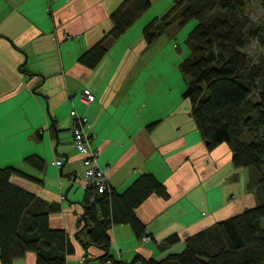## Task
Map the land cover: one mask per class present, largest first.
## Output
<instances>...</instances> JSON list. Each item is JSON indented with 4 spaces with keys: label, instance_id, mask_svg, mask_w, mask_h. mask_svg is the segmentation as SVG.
Returning a JSON list of instances; mask_svg holds the SVG:
<instances>
[{
    "label": "crops",
    "instance_id": "0c3cea01",
    "mask_svg": "<svg viewBox=\"0 0 264 264\" xmlns=\"http://www.w3.org/2000/svg\"><path fill=\"white\" fill-rule=\"evenodd\" d=\"M121 1L0 0V166L16 165L38 177L41 182L19 175L11 180L61 204L50 223L65 229L75 245L66 264H103L107 253L97 245L85 248L76 237L87 180L72 139L73 109L92 125L97 162L114 189L123 191L140 174L154 173L170 193L168 199L152 194L136 210L150 240L142 241L129 224L111 227V259L130 264L138 254L163 258L182 250L190 235L257 203L254 191L240 183L248 182L247 168H234L230 146L207 147L191 101L182 94L177 104L173 99L158 107L161 84L150 92L143 88L147 67L171 40L165 33L148 46L143 28L176 0H151L96 68L78 61L111 28L110 14ZM22 65L33 73H24ZM85 89L94 93L90 104L81 99ZM32 154L44 158L43 171L25 161ZM56 159L63 160L61 167L53 164ZM173 233L180 241L160 246ZM14 264H37L36 253Z\"/></svg>",
    "mask_w": 264,
    "mask_h": 264
},
{
    "label": "trees",
    "instance_id": "16d2710c",
    "mask_svg": "<svg viewBox=\"0 0 264 264\" xmlns=\"http://www.w3.org/2000/svg\"><path fill=\"white\" fill-rule=\"evenodd\" d=\"M255 5L264 10V0H176L143 28L150 46L172 27L197 20L185 39L188 52L180 63L186 81L183 97L191 101L192 117L207 147L227 143L234 168L250 170L247 188L254 191L257 203L190 235L180 251L160 259L138 254L130 264H264V58L255 60L245 49L253 41L264 48V24L250 16V7ZM151 6V0H122L110 14L111 28L78 61L96 68L114 41ZM21 69L33 73L24 65ZM51 127L58 130L55 118ZM25 161L41 171L46 166L38 154ZM13 175L41 182L19 166H0L1 263L14 264L27 252H34L37 264H66L75 245L65 229L50 223V215L60 211L61 204L15 184ZM107 184L104 192L85 190V213L76 233L85 248L97 245L107 252L102 262L111 259L112 226L129 224L138 237L150 235L137 208L152 194L170 196L166 184L154 173L140 174L123 191L114 189L108 178ZM179 241L180 236L173 233L160 246Z\"/></svg>",
    "mask_w": 264,
    "mask_h": 264
},
{
    "label": "rangeland",
    "instance_id": "374dc122",
    "mask_svg": "<svg viewBox=\"0 0 264 264\" xmlns=\"http://www.w3.org/2000/svg\"><path fill=\"white\" fill-rule=\"evenodd\" d=\"M250 16L257 22L264 24V10L260 6L250 7ZM197 20L193 19L181 28L172 27L170 32L166 34V38H170V42L167 46L159 49L151 61L146 74L141 78L144 90L150 92L156 86L160 89L157 93L158 107L170 106L173 99L178 102V97L181 98L186 88V81L180 70V63L187 54V46L185 39L189 32L196 26ZM246 51L255 60L264 58V48L260 47L257 41H253L252 44L246 46ZM181 51V52H179ZM181 53V54H180ZM146 68V69H147ZM168 88V91L167 89ZM264 89V79H262V88ZM168 96V98L166 97ZM257 98V97H256ZM247 181L250 177V170L246 169ZM237 182L236 180H234ZM241 185L247 186L248 182H240Z\"/></svg>",
    "mask_w": 264,
    "mask_h": 264
},
{
    "label": "built area",
    "instance_id": "2783aa9c",
    "mask_svg": "<svg viewBox=\"0 0 264 264\" xmlns=\"http://www.w3.org/2000/svg\"><path fill=\"white\" fill-rule=\"evenodd\" d=\"M81 99L90 104L94 99V93L89 89H85L81 95ZM71 116L73 117L72 125V139L75 148L83 157V163L85 166L86 183L83 184L84 189L93 188V191L98 190L104 192L108 188L107 176L105 170L99 166L97 159L99 156V150L92 145L93 132L92 125L88 118L80 113L76 109L71 110ZM53 164L61 167L63 165L62 159H56ZM95 189V190H94ZM150 235L144 234L140 237L142 241L150 240ZM103 264H126L123 262L115 261L113 259H107Z\"/></svg>",
    "mask_w": 264,
    "mask_h": 264
}]
</instances>
